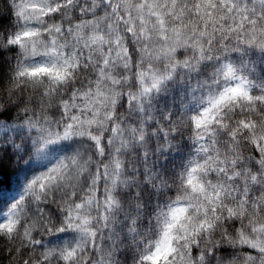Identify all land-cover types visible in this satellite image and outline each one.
Here are the masks:
<instances>
[{
  "label": "clouds",
  "instance_id": "clouds-1",
  "mask_svg": "<svg viewBox=\"0 0 264 264\" xmlns=\"http://www.w3.org/2000/svg\"><path fill=\"white\" fill-rule=\"evenodd\" d=\"M0 264H264V0H0Z\"/></svg>",
  "mask_w": 264,
  "mask_h": 264
}]
</instances>
